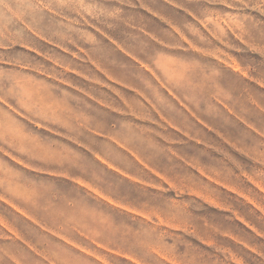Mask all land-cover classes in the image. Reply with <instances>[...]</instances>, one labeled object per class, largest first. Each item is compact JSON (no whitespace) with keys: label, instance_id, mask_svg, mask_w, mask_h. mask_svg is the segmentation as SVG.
<instances>
[{"label":"rangeland","instance_id":"obj_1","mask_svg":"<svg viewBox=\"0 0 264 264\" xmlns=\"http://www.w3.org/2000/svg\"><path fill=\"white\" fill-rule=\"evenodd\" d=\"M0 264H264V0H0Z\"/></svg>","mask_w":264,"mask_h":264}]
</instances>
